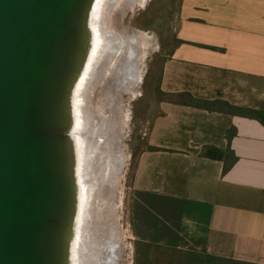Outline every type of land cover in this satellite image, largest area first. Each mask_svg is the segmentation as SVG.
<instances>
[{"label": "crops", "instance_id": "1", "mask_svg": "<svg viewBox=\"0 0 264 264\" xmlns=\"http://www.w3.org/2000/svg\"><path fill=\"white\" fill-rule=\"evenodd\" d=\"M150 3L163 93L264 111V0ZM146 143L165 151L138 156L127 201L134 241L264 264V126L159 98ZM208 146L230 148L237 163L224 174V162L201 155Z\"/></svg>", "mask_w": 264, "mask_h": 264}, {"label": "water", "instance_id": "2", "mask_svg": "<svg viewBox=\"0 0 264 264\" xmlns=\"http://www.w3.org/2000/svg\"><path fill=\"white\" fill-rule=\"evenodd\" d=\"M99 1L0 0V264H76L83 192L88 211L98 188L76 92L99 42L115 41Z\"/></svg>", "mask_w": 264, "mask_h": 264}, {"label": "bare ground", "instance_id": "3", "mask_svg": "<svg viewBox=\"0 0 264 264\" xmlns=\"http://www.w3.org/2000/svg\"><path fill=\"white\" fill-rule=\"evenodd\" d=\"M105 1H99L95 19L98 27L102 21L105 34L109 31L110 36L106 35V38L111 40L114 38L115 41L109 40L106 44L99 42V48L96 47L99 50H96L95 56L92 55L87 71L76 92L75 105L78 109V115H80L78 123L80 122L81 129H85L92 137L88 138L90 141H88V148L84 152L83 172L86 173L88 165L89 187L92 193L93 188L97 185L99 187V190L97 188V192L94 191L92 195L93 206L90 207V210L88 208V211V206H86L89 199L88 193L85 191L86 201L85 192H83L82 215L78 225L74 251L76 264H116L117 259H119L117 254L119 246H116L114 239V228L107 229L108 214L112 212L110 211L111 201L115 192V174L118 169L115 143L119 119L117 98L121 91L135 90L133 77L137 72L136 69L132 70V67L137 68L140 63L142 57H139L143 53L142 42L147 41L141 37V31L129 35L120 30L119 27H117L120 30L118 31L115 26H111L112 29L108 30L111 28L108 20H110L112 13L119 14L127 10L133 0H107L108 6ZM140 6L142 5L140 4ZM98 33L100 34L99 30ZM119 41L123 42L119 43ZM147 45L146 43L144 46L147 47ZM128 67L130 68L128 69ZM104 78H106L105 83L100 86ZM100 89L102 94L99 96L102 99L101 102L97 103L94 98ZM89 161H91L90 165ZM84 213L88 215L86 228L83 227ZM84 228L85 241L83 239ZM107 252H111V254L108 255Z\"/></svg>", "mask_w": 264, "mask_h": 264}, {"label": "rangeland", "instance_id": "4", "mask_svg": "<svg viewBox=\"0 0 264 264\" xmlns=\"http://www.w3.org/2000/svg\"><path fill=\"white\" fill-rule=\"evenodd\" d=\"M149 1L133 0L127 10L119 14L112 13L110 20H108L110 27L115 26L116 29L119 27L120 30L129 35H134L141 31V37L147 40L142 42L143 53L139 57H142L140 65L138 64L137 68L132 67V70L136 69L137 72L135 77H133L135 90L130 92L121 91L120 96L117 98L119 119L115 143L118 169L114 180L115 192L111 201L110 211L112 212L108 214L107 219V229L111 230L114 228V239L116 246H119L117 249L119 259H117L116 264H136V248L135 241L129 230L127 201L135 176L138 156L144 149L153 117L158 112L159 98L156 96L155 87L164 60L162 57L164 53L163 38L162 26L154 25L155 20L153 18H149L148 24L145 23V25L143 23V17H146L145 20L148 19V16L144 14V8L149 4ZM160 9L162 10V15L158 19L162 21L165 17L163 6ZM175 17L176 15L172 19L174 26L177 19ZM146 26L152 27L150 32H147L144 28ZM112 27L108 28V30H111ZM146 43L148 44L147 47L144 46ZM130 76L132 75L130 74ZM105 79H103L100 86L104 85ZM99 94L101 96V89L94 98L97 103L101 102L102 99ZM107 254L109 255L111 252H107Z\"/></svg>", "mask_w": 264, "mask_h": 264}, {"label": "trees", "instance_id": "5", "mask_svg": "<svg viewBox=\"0 0 264 264\" xmlns=\"http://www.w3.org/2000/svg\"><path fill=\"white\" fill-rule=\"evenodd\" d=\"M155 90L158 98H160V101H170L171 103H177L211 113H221L255 120L264 126V111L262 110L235 106L223 100H202L195 98L189 93H163L161 91V74L157 78ZM236 136V128L230 129L226 135L228 143L230 144ZM144 150L149 152L165 151L163 149L150 146L146 142ZM201 155L205 158L217 159L224 162V174L230 171L238 161L235 153L230 148L222 150L208 146L203 149ZM135 248L136 264H252L234 259L217 257L140 241L135 242Z\"/></svg>", "mask_w": 264, "mask_h": 264}, {"label": "flooded vegetation", "instance_id": "6", "mask_svg": "<svg viewBox=\"0 0 264 264\" xmlns=\"http://www.w3.org/2000/svg\"><path fill=\"white\" fill-rule=\"evenodd\" d=\"M146 4V3H145ZM151 3H150V1H149V4H147V6L144 8V14L145 15H148L147 13H149L150 12V9H149V5H150ZM161 7H158L157 9H156V17L158 18V17H160L162 14H161V12H162V10L160 9ZM163 11H164V9H163ZM164 13V12H163ZM146 18V17H145ZM145 18L143 17V23L145 24H148V22L150 21V19H149V17H148V19H146L145 20ZM145 24V25H146ZM160 25V24H159ZM146 30H147V32H150V30L152 29V27H149V26H146V27H144ZM148 28V29H147ZM155 28V27H154Z\"/></svg>", "mask_w": 264, "mask_h": 264}]
</instances>
